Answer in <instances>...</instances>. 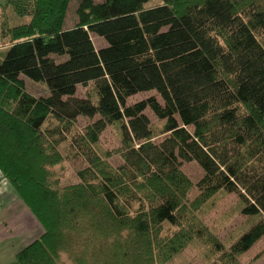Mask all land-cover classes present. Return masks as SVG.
Here are the masks:
<instances>
[{"label":"trees","instance_id":"trees-1","mask_svg":"<svg viewBox=\"0 0 264 264\" xmlns=\"http://www.w3.org/2000/svg\"><path fill=\"white\" fill-rule=\"evenodd\" d=\"M5 1L28 20L4 28L0 169L44 229L19 264H63V254L72 264H168L194 240L214 264H243L264 237V0ZM72 1L78 22L65 30ZM22 75L50 95L35 96ZM90 83L93 95H76ZM152 89L163 103H127ZM79 116L98 117L77 130ZM109 125L120 130L118 166L99 149ZM66 141L87 166L59 187L52 168ZM187 161L204 171L197 184ZM221 191L260 215L228 247L196 216ZM168 224L176 230L165 234Z\"/></svg>","mask_w":264,"mask_h":264},{"label":"rangeland","instance_id":"rangeland-1","mask_svg":"<svg viewBox=\"0 0 264 264\" xmlns=\"http://www.w3.org/2000/svg\"><path fill=\"white\" fill-rule=\"evenodd\" d=\"M2 6L0 5V56L4 50L10 46V38L5 35V27H14V25L25 23L28 17H22L13 7L8 4L5 0H0ZM78 1H72L69 5V11L66 17V22L64 25L65 30H70L78 22L77 20V6ZM163 4L162 0H149L145 6L155 7ZM6 21V23H4ZM92 38L97 46V48H102L107 45L105 39L99 37L97 34L92 33ZM2 58V57H1ZM25 80L26 89H28L35 96H48L50 95V90L45 81L36 82L31 78L21 76ZM78 91L76 93L79 97H84L91 93L94 94V86L90 83L87 86H78ZM151 95L157 96L159 101L163 103V100L156 90L151 91H141L140 93L130 95L127 103H135L142 99L151 97ZM146 114L155 123H159L157 117L154 115L153 111L150 109L146 110ZM95 118H89L87 116H79L77 121V130H82L88 123L94 121ZM162 136L155 138L156 141H161ZM122 145L120 130H118L117 125H109L102 133L99 139V149L102 153L110 152L114 153L109 160L115 166L120 165L122 158L117 154ZM60 150L63 155H65V160L54 165L52 170L54 171V176L58 179V186L63 187L69 184L77 183L79 181V176H77V171L81 168L87 166L82 156H75V152L70 149L68 141L60 145ZM182 170L190 177L193 183L197 184L199 179L203 176L204 171L201 166L195 161L183 162ZM199 195L198 188L195 187L189 193V202H193ZM243 204L241 203L239 195L234 192L221 191L215 194L211 199L201 204V207L197 210L196 216L199 217L214 233L219 237L223 244L228 247L230 246L239 235L246 232L252 224L256 223L260 219V215L251 216L242 213ZM132 223L130 220H123L122 228H131ZM165 234L176 230L175 227L169 224L164 228ZM241 261L243 264H264V237L261 238L247 253L241 256ZM215 255H213L207 246L199 241H191L189 245L181 249L180 253L173 257L168 264H214L216 262ZM63 264H72V259L67 255L62 256Z\"/></svg>","mask_w":264,"mask_h":264},{"label":"crops","instance_id":"crops-1","mask_svg":"<svg viewBox=\"0 0 264 264\" xmlns=\"http://www.w3.org/2000/svg\"><path fill=\"white\" fill-rule=\"evenodd\" d=\"M44 229L0 169V264H19L18 253Z\"/></svg>","mask_w":264,"mask_h":264}]
</instances>
